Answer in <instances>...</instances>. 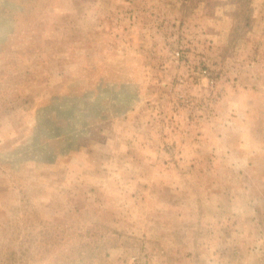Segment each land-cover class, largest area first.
<instances>
[{"label":"rangeland","instance_id":"obj_1","mask_svg":"<svg viewBox=\"0 0 264 264\" xmlns=\"http://www.w3.org/2000/svg\"><path fill=\"white\" fill-rule=\"evenodd\" d=\"M0 264H264V0H0Z\"/></svg>","mask_w":264,"mask_h":264}]
</instances>
